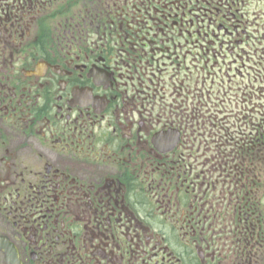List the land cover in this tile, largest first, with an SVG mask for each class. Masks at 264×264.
Here are the masks:
<instances>
[{
	"label": "flooded vegetation",
	"instance_id": "obj_1",
	"mask_svg": "<svg viewBox=\"0 0 264 264\" xmlns=\"http://www.w3.org/2000/svg\"><path fill=\"white\" fill-rule=\"evenodd\" d=\"M0 264H264V0H0Z\"/></svg>",
	"mask_w": 264,
	"mask_h": 264
}]
</instances>
